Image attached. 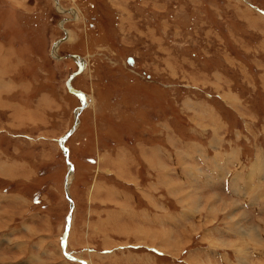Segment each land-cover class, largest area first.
<instances>
[{"label":"rangeland","instance_id":"rangeland-1","mask_svg":"<svg viewBox=\"0 0 264 264\" xmlns=\"http://www.w3.org/2000/svg\"><path fill=\"white\" fill-rule=\"evenodd\" d=\"M262 155L264 0H0V262L264 264Z\"/></svg>","mask_w":264,"mask_h":264},{"label":"crops","instance_id":"crops-1","mask_svg":"<svg viewBox=\"0 0 264 264\" xmlns=\"http://www.w3.org/2000/svg\"><path fill=\"white\" fill-rule=\"evenodd\" d=\"M3 49V53H6V48H2ZM15 54V53H14ZM14 58H16V57H14ZM15 82V81H14ZM16 84H18L17 82H15ZM22 83H25L26 84V82H22ZM260 158H262L263 159V163H264V156L262 155ZM257 166H260V168L263 166L264 167V164H260V162L259 161H257V164H256ZM258 168V167H257ZM256 175V174H255ZM245 183V182H244ZM213 185H214V183H213ZM241 185H243V184H241ZM261 188H263L264 189V185L261 187ZM229 190H230V193L232 194V193H234L233 192V190L234 191H239V192H241L240 194H239V198H241V199H243V201L244 200H246V201H248V199H249V201H250V197H251V199H253L254 197H253V195L249 192V193H246L244 190H245V188H241V187H239V186H237V187H235L234 189H232L231 187L229 188ZM217 192V191H216ZM216 192H214L213 191V193H212V195L213 196H215L216 195V197H212L211 198V200L212 201H216V202H218L219 200H222V202H220V204H218L217 206H213L215 209L217 208V209H219L218 207H220V206H222V208H227L226 207V204H227V202H228V200L229 199H227V198H225V197H223V198H221V195L219 194V193H217V194H215ZM113 193V192H112ZM232 196V195H231ZM230 196V197H231ZM258 196V195H257ZM26 197V196H25ZM27 198V197H26ZM25 198V199H26ZM9 199L11 200L10 201V203H12V202H14V200L12 199V196L10 195L9 196ZM232 199V198H231ZM27 200V199H26ZM115 202V201H114ZM118 203H119V201H118ZM240 204V203H239ZM230 205V203H228L227 204V206H229ZM169 206V208H170V205H168ZM233 207H236L235 205H233ZM241 208V207H240ZM253 208H256V212L259 214V215H261V213L262 212H264L263 210H264V206H263V208H261V209H258L257 207H256V203H255V205L253 206ZM171 209V208H170ZM177 209V208H176ZM242 210H244V209H242L241 208V210L240 211H238L235 215H233L234 217H236L237 216V214H238V216H237V218L234 220V223H233V229L235 230V231H238L239 233H238V236H234L235 238H233V239H227V238H224L221 234H218V240L219 241H222L223 240V242H224V244H223V246H226V245H228L229 243H233V245H236V252H237V254L240 256V257H242V259H245V258H248V252H249V250H248V247H246V248H244V249H241L240 248V245L241 244H243V242H245V240H246V238L245 237H247V234L249 233V232H251V240H253V242H258L259 243V245H260V247H263L264 248V246L263 245H261V244H264V220L263 219H257V221H258V224H256V223H247V225H245L246 224V222H245V220L247 219V216H248V211H246V210H244V214H241V212H242ZM172 213V212H171ZM231 213V212H230ZM153 214H155V213H153ZM172 215H173V213H172ZM227 216V215H226ZM229 216V215H228ZM11 217V214H9L7 211H4V213L2 214V219L0 220V221H2L3 219H7V218H10ZM248 220V219H247ZM242 223V224H241ZM231 226L229 227V228H232ZM20 228H22V226L20 227ZM237 228V229H236ZM247 229H249V230H247ZM18 230H19V228H18ZM213 230V229H212ZM139 232H141V231H143V232H145L146 230H138ZM230 231V230H229ZM26 232V231H25ZM100 232V231H99ZM98 232V233H99ZM149 231L147 230L146 231V233H148ZM254 232H256V236L254 235ZM232 233V232H231ZM2 235H3V233H2ZM2 235H0V246L1 245H5L4 246V248H8V243H9V237L7 236V234H4L3 235V237H2ZM212 235V234H211ZM234 235V234H233ZM213 236V238H215L214 237V235H212ZM252 236H253V239H252ZM228 240V242H226V240ZM2 240H3V242H2ZM236 242V243H235ZM226 244V245H225ZM229 245H232V244H229ZM258 245V246H259ZM12 246V245H11ZM34 246H35V248H36V246H37V242L34 244ZM228 248H231V247H229V246H227ZM34 247H33V244L31 245L30 244V250L31 249H33ZM38 249V248H37ZM157 249V248H156ZM10 251H12V249H9ZM45 251V249H44V247H42V248H40V253L41 254H46L47 252H44ZM33 251H34V249H33ZM159 251H161V252H163V254H166V251H168V250H165V251H163V250H159ZM170 251V250H169ZM39 253V254H40ZM189 256V255H188ZM39 259L38 258H36V256L34 255V256H32L31 258H30V260H29V264H33V263H35V262H37ZM247 260V259H246ZM245 260V261H246ZM211 261V260H210ZM245 261H244V263H245ZM200 262V263H199ZM212 262V261H211ZM0 264H5V263H2V262H0ZM196 264H202L201 263V261H199V259L197 258L196 259Z\"/></svg>","mask_w":264,"mask_h":264},{"label":"bare ground","instance_id":"bare-ground-1","mask_svg":"<svg viewBox=\"0 0 264 264\" xmlns=\"http://www.w3.org/2000/svg\"><path fill=\"white\" fill-rule=\"evenodd\" d=\"M79 92V91H78ZM80 93V92H79ZM80 94H83V93H80ZM82 97L84 96V95H81ZM69 137H64V142L68 139ZM63 144V143H62ZM62 147L64 148L65 147V145H62ZM72 164V163H71ZM161 164V163H160ZM257 164V163H256ZM71 168H73V170H74V165H73V167H72V165H70V169ZM73 170H69L70 171V175H68V178H66V181H65V184L66 185H68L71 181H72V179H73ZM71 198V197H70ZM214 210V209H213ZM216 210H221L220 208L219 209H217L216 208ZM222 211V210H221ZM227 214V213H226ZM213 264V263H212Z\"/></svg>","mask_w":264,"mask_h":264},{"label":"water","instance_id":"water-1","mask_svg":"<svg viewBox=\"0 0 264 264\" xmlns=\"http://www.w3.org/2000/svg\"><path fill=\"white\" fill-rule=\"evenodd\" d=\"M133 60H132V58H130V62H132ZM70 89H72L73 91H77L78 92V90H76L75 88H73L72 86H71V84H70ZM80 92V91H79ZM78 92V94H80V93H82V92H80L79 93ZM82 95H84V93L82 94ZM66 149V148H65ZM67 154H68V152H67ZM69 164H71V162L69 161ZM72 165V167H73V164H71ZM70 168V167H69ZM69 197V196H68ZM69 199H71L70 197H69ZM73 202H71V207L73 208ZM72 211V210H71ZM71 220H72V213L70 212V215L68 216V222L70 223L71 222ZM68 223V224H69ZM69 227V226H68ZM68 232H69V230H68ZM68 232H67V234H68Z\"/></svg>","mask_w":264,"mask_h":264},{"label":"trees","instance_id":"trees-1","mask_svg":"<svg viewBox=\"0 0 264 264\" xmlns=\"http://www.w3.org/2000/svg\"><path fill=\"white\" fill-rule=\"evenodd\" d=\"M74 162V161H73Z\"/></svg>","mask_w":264,"mask_h":264}]
</instances>
